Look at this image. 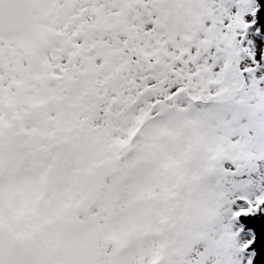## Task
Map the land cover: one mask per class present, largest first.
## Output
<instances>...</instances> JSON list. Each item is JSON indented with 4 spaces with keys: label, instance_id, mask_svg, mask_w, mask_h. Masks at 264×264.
I'll return each mask as SVG.
<instances>
[{
    "label": "snow or ice",
    "instance_id": "6c2138e0",
    "mask_svg": "<svg viewBox=\"0 0 264 264\" xmlns=\"http://www.w3.org/2000/svg\"><path fill=\"white\" fill-rule=\"evenodd\" d=\"M0 264H264V0H0Z\"/></svg>",
    "mask_w": 264,
    "mask_h": 264
}]
</instances>
